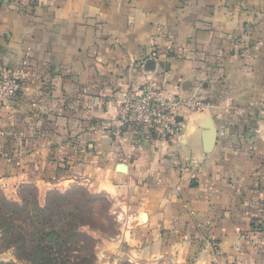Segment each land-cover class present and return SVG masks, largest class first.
<instances>
[{
  "label": "crops",
  "instance_id": "obj_1",
  "mask_svg": "<svg viewBox=\"0 0 264 264\" xmlns=\"http://www.w3.org/2000/svg\"><path fill=\"white\" fill-rule=\"evenodd\" d=\"M0 3V70L23 73L0 112L2 190L106 191L118 260L264 264V0ZM147 83L182 101L181 133L99 129Z\"/></svg>",
  "mask_w": 264,
  "mask_h": 264
},
{
  "label": "rangeland",
  "instance_id": "obj_2",
  "mask_svg": "<svg viewBox=\"0 0 264 264\" xmlns=\"http://www.w3.org/2000/svg\"><path fill=\"white\" fill-rule=\"evenodd\" d=\"M121 206L106 191L84 183L44 192L24 184L15 193L0 184V262L31 264L44 231L67 242L61 246L68 248L72 264H142L118 260L113 248L123 228Z\"/></svg>",
  "mask_w": 264,
  "mask_h": 264
},
{
  "label": "built area",
  "instance_id": "obj_3",
  "mask_svg": "<svg viewBox=\"0 0 264 264\" xmlns=\"http://www.w3.org/2000/svg\"><path fill=\"white\" fill-rule=\"evenodd\" d=\"M151 59H157L158 51H153ZM23 83L21 70L3 72L0 70V112L3 101L16 97ZM182 101L169 97L164 90L151 84H144L125 94L117 117L104 121L99 129L109 132L114 140L121 139L127 126L135 125L140 132L155 134L158 138L171 141L183 129L180 120Z\"/></svg>",
  "mask_w": 264,
  "mask_h": 264
},
{
  "label": "trees",
  "instance_id": "obj_4",
  "mask_svg": "<svg viewBox=\"0 0 264 264\" xmlns=\"http://www.w3.org/2000/svg\"><path fill=\"white\" fill-rule=\"evenodd\" d=\"M17 97V96H16ZM15 98V97H14ZM13 99V98H12ZM3 101V106L7 101ZM47 208V207H45ZM41 232V238L36 242V252L33 254L31 264H72L71 257L68 255L67 247H62L61 244H66V241L50 238L47 233ZM49 236V237H48ZM50 238V239H47ZM0 264H15L13 262H0Z\"/></svg>",
  "mask_w": 264,
  "mask_h": 264
},
{
  "label": "water",
  "instance_id": "obj_5",
  "mask_svg": "<svg viewBox=\"0 0 264 264\" xmlns=\"http://www.w3.org/2000/svg\"><path fill=\"white\" fill-rule=\"evenodd\" d=\"M203 127L205 129L203 135L204 150L207 153H211L213 151V148L217 140V129L215 127L213 120L210 117H207L205 123L203 124ZM118 171L120 172L126 171V166L124 164H119Z\"/></svg>",
  "mask_w": 264,
  "mask_h": 264
}]
</instances>
